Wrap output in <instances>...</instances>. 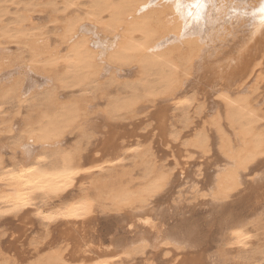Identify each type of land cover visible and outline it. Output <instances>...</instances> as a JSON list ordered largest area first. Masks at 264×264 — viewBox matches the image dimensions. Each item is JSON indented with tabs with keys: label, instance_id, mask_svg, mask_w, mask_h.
I'll use <instances>...</instances> for the list:
<instances>
[{
	"label": "bare ground",
	"instance_id": "1",
	"mask_svg": "<svg viewBox=\"0 0 264 264\" xmlns=\"http://www.w3.org/2000/svg\"><path fill=\"white\" fill-rule=\"evenodd\" d=\"M155 1L88 0L83 8L79 0L22 4L4 23L6 3L18 7L21 0H0V46L15 45L20 50L16 60L43 83L51 82L37 91L35 82L23 87L20 80L0 89V114L9 100L24 108L31 99L33 108L8 147L23 150V159L6 162L0 156V218L17 219L18 237L13 236L21 243L31 228L43 230L41 239H30L31 250L17 244L19 264H211L200 242L201 225L183 218L185 213L170 203L174 183L194 165L189 162L193 154L205 164L201 198L213 200L214 213L222 216L206 226L221 231L212 264H264V244L255 246L254 239L257 214L264 212V111L251 97L264 80V0H234L224 9L217 0ZM41 6L50 13L53 44L32 23V13ZM214 12L231 26L224 51L214 47L215 36L206 35L214 31ZM84 22L110 38L103 54L83 35ZM108 66L133 77L123 81L111 74L102 84ZM72 87L84 97L61 103L59 89ZM95 92L105 106L96 113L100 123L90 119L99 123L95 129L106 132L101 129L105 136L89 148L92 136L80 127L92 102L86 95ZM157 104L164 109H152L154 119H149L155 120L158 145L170 152L176 148L182 159L168 153L174 162L168 169L157 164L153 147L126 143L133 136L123 139L128 131L111 124L134 119ZM74 129L78 141L61 148ZM124 160H130L129 168L98 181L123 167ZM88 178L95 180L85 190L80 185ZM101 213L120 220L105 238L97 230Z\"/></svg>",
	"mask_w": 264,
	"mask_h": 264
},
{
	"label": "rangeland",
	"instance_id": "2",
	"mask_svg": "<svg viewBox=\"0 0 264 264\" xmlns=\"http://www.w3.org/2000/svg\"><path fill=\"white\" fill-rule=\"evenodd\" d=\"M47 1L60 4L61 0H42V1L41 0H21V3H20V5L18 7L12 6V5L6 3L7 10L9 12V14L4 17V23H8V22H10L13 19L14 13L15 12L18 13V10H20L22 8V6H23L22 4L33 5V4H36L37 2H41V3L43 2L42 3V5H43ZM87 1L88 0H79L80 7L83 8L84 5H87ZM233 1L234 0H217V2H218L217 7H220V9L221 8L224 9V8L228 7ZM255 1H258V0H246V2H248V3H252V2H255ZM159 3H160V0L154 2V4H156V5H158ZM211 16L214 17V19L216 18V22L214 23V27H213L214 31L211 32V33L207 32L206 35L207 36H213V37L215 36L216 37V38L213 39V41H215V43H214V47L215 48H219L220 51H222L223 49L226 50L227 49L225 47L226 46V42H228L232 38L227 33L226 28L228 29L231 26H227L226 23L224 24L223 21H220L219 17H217L218 15L215 12L211 13ZM32 17H34L33 18L34 21L32 22L33 25L35 27H37V28L42 29L47 34V36L49 37L50 43L53 44V40L55 39L54 35H53L54 30L52 29L53 28V24L49 22L50 13H49L48 9L46 7H44V6H41L40 8H36V11L34 13H32ZM84 24L87 25V26H85ZM82 25H83V27H85L84 31H83V33H84L83 35H85L89 39V41L96 47V49L99 51L100 54H103L105 52L106 48L108 47L110 38L106 37V36H103V35H100L94 29H92V27H90V24H86V22H84ZM208 51L211 52L212 50H208ZM0 52H3V53H0V62H1L2 65H4V68L1 70L2 74H0V89L8 86L11 82H13L15 80L22 81L23 84H24L23 87H25L28 82H31V83L35 82V84L33 85L34 86V89H33L34 91H37V90H39L41 88H47V87L50 88L51 87V82L50 81H47L46 83H43V81H42L43 77L39 76L37 78L36 74L34 75L33 73L30 72V70H28V68H26L27 66H26L25 62H20L19 63L16 60L17 54L20 52V50L15 45L4 44V45L0 46ZM10 60H11V62H10ZM109 68H111V67H109V66L105 67V72L102 74V77H103L104 74L105 75H104L103 79H101V83L102 84H104V83L107 84L109 82L108 79L111 78L110 77L111 74L115 75L116 77H118L119 79H121L123 81L129 80L130 78L132 79V77H133V75H131L133 73H130V74L129 73H125L126 71H124V73L114 72L112 70L113 68H111V69H109ZM1 71H0V73H1ZM32 74H33V76H32ZM28 80H30V81H28ZM263 81H262L261 84L264 83ZM38 82H41V83H38ZM261 84L259 85L260 87L258 86V89L251 94V97H252V99H254L253 100L254 104H259V102H261L262 106H261V104L256 105V106L264 111V108H262V107H264V95L262 94V93H264V91H263L264 90V84H263V86ZM261 86L263 87V90H262ZM110 91L114 92L113 88H110ZM84 94L85 93L78 91V88L72 87V88L59 89L58 97L60 96L59 100L62 103V102H68V101L73 100V99L84 97ZM111 94H113V93H111ZM86 96H88L89 98L91 97L90 100H92V102L89 103L90 105L89 104L87 105V107H88L87 115L85 116L84 120L82 121L83 124L80 127V131H82L84 135L92 136L91 139H90V144L88 145V147L90 148L91 145L95 144L94 142L97 143V141L101 140L102 137L105 136V135H102L103 134L102 132H104V134L106 132L105 131L106 130L105 127H102V128L99 127L97 129L94 128L95 126L97 127L98 124L100 123V121L96 117H98L97 115L99 114V111H100L99 109L104 108L105 103L103 102V100H101L99 98L100 95H99L98 92H95L92 95L89 94V95H86ZM61 98H62V100H61ZM259 98H261V100L263 99L262 100L263 102ZM39 99H40V96H36V101L34 102L35 105L39 104ZM98 103H100V104H98ZM103 103H104V105H103ZM31 104H32V100L29 99L27 104H25L24 108H18L17 103L12 102V101L9 100V102L5 103V105L2 106L3 110H2V113L0 114V156L6 162H9L11 160L16 161V159L17 160L23 159V156H22L23 152H24L23 150L12 151L8 147L10 146V144H12L14 138H16V136H18L20 134L21 130L23 129L24 122L29 117V115L31 114L30 110L33 109ZM161 105L162 104H159V106H160L159 107L158 104H157L156 106L158 108H155L156 106H154L153 108H151L149 110L148 109L144 110L143 113L140 112L139 115L137 117H135L134 119L125 120V121H123V123L122 122H118V123L114 122V123H111V124H114V125L115 124H117V125L121 124L122 125V126L120 125L121 126V130L124 129L123 133H125L127 131L130 133L128 138H127V133L128 132L124 134V135H126V136H123V139H125V140L126 139L129 140L130 136L134 137V135H135L134 139H133V137H131L132 140L130 139L126 143H128V142L131 143L132 141L133 142L136 141V142H139V144H141L144 147H147L149 145L151 147H153L154 148V149L152 148L153 152H154L153 154H154V157H156L155 160L158 161L157 164L160 162V164H158L159 166L161 165L160 167H162L164 169H168V168L173 167V165H174L173 164L174 162L171 160L170 155L175 156V158L177 159L179 152H177L178 154L176 152H174V151H177L176 148L175 149L171 148V152H170L168 150L170 147L168 149H165L164 145H162V144L158 145V144H160L157 141L158 138H159L158 135H157L158 131L155 128V120L152 121V119H154V118L151 116V114H152L151 112H153L154 109H155L154 111H158V109L160 110L162 108V106H164V105H162V106ZM92 109H94V110H92ZM163 109L164 108H162L161 110H163ZM206 109L207 108H206V105H205V111H206ZM96 113H98V114H96ZM145 116H146V118H145ZM149 116L152 117V119L151 118L149 119ZM92 117L95 118L96 120H98L99 123L94 119L95 121H92L93 124H94V122L95 123L97 122V124L93 125L92 122H91V119L93 120ZM141 118H143V120ZM136 119H138V121ZM87 121L89 123L88 126H86V124H88ZM143 122H145V123H143ZM128 125H130V126L132 125V127H130V126L128 127ZM125 126H127V127H125ZM136 126H137L138 130L136 129ZM84 128H85V130H84ZM101 129L103 130L102 132H101ZM125 129H127V130H125ZM89 130H90V132H89ZM96 130L98 132L95 135L94 132ZM134 130H137V132L135 131L136 134L134 133ZM151 130H153V131H151ZM84 131H85V133H84ZM99 131H100V133H99ZM149 131L152 132L153 134L151 135V133H149ZM98 133H99V135H98ZM131 133L133 135H131ZM148 135L150 137L153 136L151 138L153 141L148 138ZM145 137H147L150 141L147 142L148 139L146 138L147 139L146 140ZM78 139H79L78 131L74 129L73 131H70V133H67L66 136L63 137L60 147L61 148H68L71 145H74L78 141ZM125 140H122L123 144H126ZM142 141H143V143H140ZM153 142H155V144H154L155 146L152 145ZM156 142H157V144H156ZM143 144H145V145H143ZM156 146L157 147L159 146V148H157ZM162 146H164V147H162ZM161 147L165 150L166 153L164 152V150ZM159 149H161V151L163 150L162 152L166 156L165 158L163 157L164 155L162 156L163 153L161 154V151ZM172 150H173V152H172ZM115 152H116V150L114 152H112V153L115 154ZM168 153H170V155H168ZM109 154H110V156H109ZM109 154L107 155L106 158H109V157L112 156L111 153H109ZM166 154L168 155V157H167ZM161 156L163 157V160H159V159L162 158ZM195 156H197L198 159L201 158V160L196 162L198 159ZM178 160L182 161V159L181 158L179 159V157H178ZM203 160L204 159L202 157H199V155L193 154V156L189 160V162L191 161L190 163H192L190 165H193V164L194 165L192 167L189 166L190 168L189 167L187 168L186 171H188V169H189L190 171H188V172H190V173H188L186 171H185V173L182 172V173H184V177L180 181V183H178V181L176 183H174V185H175L174 187H176V188H175V190H173V192H171L172 196L170 198V203L175 208H180L181 210H179V211H183L185 213L184 216L182 215L183 218H186L188 216L187 219L188 220H192L193 219L192 221H194V222H195V219H196L195 223L198 225V227L201 225V227H199V229H200V242L203 245V249L206 247L204 249V251H205L206 255L209 254L208 258H210V259L208 260V262L211 259L213 260V261L211 260L209 262V263L212 264L215 261V258H216V256L218 255V252H219V248L218 247H219V244H220V233H221V231H219V229L216 228L217 225L215 227H213L212 229H210L211 232L207 230L206 226L210 225L209 223L212 222L211 220L214 219L215 216L218 217V220L221 219L222 216L219 217V214L216 215L214 213L216 211L215 210V206H213V204L211 202H209V201H213V200H210L209 198H205V199L201 198V194L202 193H206V190H205L206 188L204 186H202V183H201V181L203 180L204 171H205V168H203L204 165H205ZM167 161H168V163H167ZM201 162H203V163L199 165V163H201ZM121 164L124 165L123 166L124 168L123 167L117 168L114 171H112L110 175H104L103 174L104 176L100 177L98 179V181H102V180H104L106 178H110V177H112V175H115L117 172H119V170L126 169V168H129L131 166L130 160H124ZM170 165H171V167H170ZM202 165H203V167H202ZM176 170L177 171L179 170V166L175 167V169L173 171L174 172L173 174H175ZM191 170H192V172H191ZM185 174H187V175H185ZM88 179L89 180L85 179L82 182H83V185H85V186L87 185L88 187H90V182L92 180H95V179H93V178L92 179L88 178ZM84 181H85V183H84ZM86 181H88L87 182L88 184H86ZM83 185H80V187L81 188L84 187L85 190L88 189L87 186L85 187ZM207 206H208V208H207ZM139 210H141V209H138L136 211H139ZM114 216H116V215L115 214L113 215V213H111V214L110 213H107V214H105V213L102 214L101 213L100 214V216H99L100 219L98 218L99 223L97 222L98 223L97 230H98V233H99L100 236H102V237L104 236V238H105L113 230V228H115V226L118 224V222L120 220H118L117 216L116 217H114ZM257 221H258L257 225H256L257 229L254 230L255 246H261V245L264 244V212L261 211L260 214H257ZM17 222L18 221H17L16 218H11L9 216L5 217V218H0V253L4 252L6 254V255H4L3 259L0 258V263H2V264L4 262H6V264H19V261L14 257V253H17L16 252L17 251L16 250V246L19 245L18 247L20 248V246H21L20 243L22 242L21 241L22 239L17 238L18 237L17 236L18 233L15 230V226L18 224ZM203 225L206 227V230L201 229V228H205ZM111 226H114V227H111ZM110 228H111V230L109 232ZM12 232H13V234H12ZM201 232L203 233L202 234L203 236L201 235ZM209 232H210V234H208ZM204 233H207V234H204ZM13 235L17 236V237L15 238ZM206 235H208V236H206ZM26 236H27L26 240L23 243H21L25 247H23V246H21V247L23 249L27 248V249L31 250L32 247L29 246L30 239L33 238L35 241L41 239L43 237V230L40 227L35 226V227L30 229V231L27 233ZM218 236H219V239H218ZM203 237H205L206 241H204ZM201 240H203L204 242L201 241ZM8 241H9V243H8ZM46 241H48V240H46ZM42 243H44V242H42ZM205 244H207V245H205ZM7 246H9V248ZM6 248H7V250H6Z\"/></svg>",
	"mask_w": 264,
	"mask_h": 264
}]
</instances>
